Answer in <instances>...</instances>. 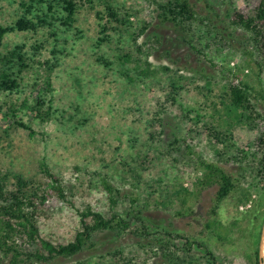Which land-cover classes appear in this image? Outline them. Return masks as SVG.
Instances as JSON below:
<instances>
[{
	"label": "rangeland",
	"instance_id": "1",
	"mask_svg": "<svg viewBox=\"0 0 264 264\" xmlns=\"http://www.w3.org/2000/svg\"><path fill=\"white\" fill-rule=\"evenodd\" d=\"M22 1L0 0V25L26 14ZM165 1H79L73 28L57 21L61 9L45 7L31 18L47 15L46 26L4 38L0 56L20 47L29 68L19 88L0 90V172L10 175L13 188L18 175L48 181L41 171L46 164L67 194L65 200L54 194L39 208L40 237L54 245L74 241L80 212L89 207L107 218L140 211L143 217L121 236L99 232L94 247L40 264H174L164 257L163 243L184 260L175 264H256L263 210L256 206V162L220 160L217 151L230 144L218 145L214 135L235 136L234 155L257 153L264 123L249 126L229 113V88L250 86L264 114V51L235 29L227 3L190 0L201 20L183 29L159 18ZM258 1L234 0L245 13ZM104 35L109 40L98 46ZM49 108L50 118L42 121L37 111ZM201 159L224 168L236 184L218 208V231L205 223L219 186L185 190L201 176ZM105 179L119 191L115 204ZM9 262L0 253V264Z\"/></svg>",
	"mask_w": 264,
	"mask_h": 264
},
{
	"label": "trees",
	"instance_id": "2",
	"mask_svg": "<svg viewBox=\"0 0 264 264\" xmlns=\"http://www.w3.org/2000/svg\"><path fill=\"white\" fill-rule=\"evenodd\" d=\"M79 1L86 4H92L93 0H23L22 8L25 9L26 14L19 17V19L12 26L0 25V47L3 46V41L6 35L10 33L34 31L46 26L48 22L44 19L47 17L31 18L35 10H44L46 7L49 12H55L61 9L64 16L56 18L61 22L65 28H73L76 22L75 15L79 6ZM202 1V0H199ZM208 7L218 6L219 3H227L231 6L232 11V25L236 30H242L249 34L251 41L255 44L256 49L264 51V0H259L258 5L253 8L251 13H245L237 9L234 0H203ZM228 1V2H227ZM254 0H243L244 3L250 5ZM110 10V8H108ZM159 18L164 22H170L176 26L183 27L185 24L198 23L200 15L196 11L190 0H167L163 4H158ZM115 17V14H111ZM230 16V15H229ZM51 25V24H49ZM106 28H103V33ZM143 33V32H142ZM109 40L108 35L100 38L97 42L98 46L103 45ZM197 53L199 51L191 46ZM22 48L14 49L8 55L0 56L2 63L0 70V90L5 92H13L19 88L21 76L23 71L29 68L26 61L25 54L21 52ZM47 86L51 89L50 79H48ZM253 89L245 83L238 82L231 85L229 88L230 105L228 112L234 113L239 122L252 126L256 122L264 123V114L257 109V105L253 98ZM39 106L44 105V101H39ZM40 119L46 121L50 118L51 108L47 111H37ZM19 127L30 129L27 125L16 122ZM214 139L218 145L226 146L223 149H229L235 141V136L230 135L224 131H216ZM258 151L251 154L248 151H241L234 155L232 148L229 150H219L218 158L222 161H233L243 163L249 157L256 162V177L258 178V186L261 191L260 198L256 202V206L262 209V231L264 226V132L257 138ZM236 153V152H235ZM229 155V156H228ZM228 156V157H227ZM225 157H227L225 159ZM199 169L201 176L197 177L191 184L190 188L185 190L199 191L200 188L219 186L216 196L215 206L211 211V219L205 223L207 230L218 231L222 227V223L218 220V208L220 204L228 198L236 189V184L229 173L224 168L215 163H210L205 159L200 160ZM42 174L48 181H33L27 179L23 175L14 176L13 188L10 187V175L0 172V253L5 257L10 258L9 264H40L50 263L57 258H72L83 252L88 247H94L93 238L95 234L103 231L117 232V236L123 235L129 230L133 220L142 221V212L137 214H130V219L123 218L118 214H113L110 218L105 217L102 213L94 211L90 207L80 212V223L82 229L77 233L74 241L67 244L54 245L40 237L38 227L39 208L44 206L50 196L56 194L59 199H66V189L60 178L56 177L44 164L42 166ZM104 189L108 192L110 201L115 204L116 196L119 191L115 189L105 179L103 180ZM251 193L246 191L244 200L248 201ZM134 201V200H133ZM260 216V214L258 215ZM257 219V213L255 214ZM91 219V221H89ZM261 234L258 235V243L261 241ZM220 236V235H219ZM260 246V245H259ZM202 247V246H200ZM203 248V247H202ZM164 257L171 263L176 261L184 262L177 253L169 250L168 244L161 246ZM208 251V250H207ZM212 259L215 255L208 252ZM256 264H262L259 258V247H257ZM177 264V263H176Z\"/></svg>",
	"mask_w": 264,
	"mask_h": 264
},
{
	"label": "water",
	"instance_id": "3",
	"mask_svg": "<svg viewBox=\"0 0 264 264\" xmlns=\"http://www.w3.org/2000/svg\"><path fill=\"white\" fill-rule=\"evenodd\" d=\"M259 258L264 264V226H263V231H262V236H261V241H260V247H259Z\"/></svg>",
	"mask_w": 264,
	"mask_h": 264
}]
</instances>
